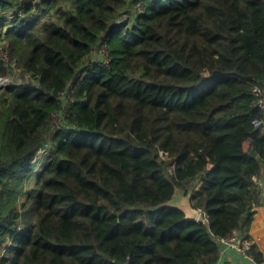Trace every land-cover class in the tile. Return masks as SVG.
Returning a JSON list of instances; mask_svg holds the SVG:
<instances>
[{
	"label": "trees",
	"instance_id": "trees-1",
	"mask_svg": "<svg viewBox=\"0 0 264 264\" xmlns=\"http://www.w3.org/2000/svg\"><path fill=\"white\" fill-rule=\"evenodd\" d=\"M41 2L0 0L35 81L0 93V264H218L220 239H251L264 0ZM178 189L199 221L163 207Z\"/></svg>",
	"mask_w": 264,
	"mask_h": 264
},
{
	"label": "built area",
	"instance_id": "built-area-1",
	"mask_svg": "<svg viewBox=\"0 0 264 264\" xmlns=\"http://www.w3.org/2000/svg\"><path fill=\"white\" fill-rule=\"evenodd\" d=\"M103 55L106 57V52L102 49ZM5 78H0V83L3 82ZM253 94L255 97V105L260 108L264 112V87L260 85H256L253 89ZM253 124L255 127L264 128V119H255ZM251 142H248V147L250 148ZM263 172H264V161H263ZM255 182L262 188H264V178L260 176L254 177ZM199 188V187H198ZM202 217V216H201ZM223 249H231L237 250L240 254L249 257V251L254 245V242L251 239H246L242 236L240 230H235L233 235L228 239H220L219 240ZM2 258V254H0V259Z\"/></svg>",
	"mask_w": 264,
	"mask_h": 264
},
{
	"label": "crops",
	"instance_id": "crops-1",
	"mask_svg": "<svg viewBox=\"0 0 264 264\" xmlns=\"http://www.w3.org/2000/svg\"><path fill=\"white\" fill-rule=\"evenodd\" d=\"M264 178V172L260 175ZM258 185V184H257ZM202 185H200L201 187ZM258 188L264 192V188L258 185ZM264 196V194H262ZM261 196V198L263 197ZM255 217L252 223L249 235L254 245H257L264 256V204L255 205ZM218 264H257L252 257H246L240 254L237 250L229 248L222 249V254Z\"/></svg>",
	"mask_w": 264,
	"mask_h": 264
},
{
	"label": "rangeland",
	"instance_id": "rangeland-1",
	"mask_svg": "<svg viewBox=\"0 0 264 264\" xmlns=\"http://www.w3.org/2000/svg\"><path fill=\"white\" fill-rule=\"evenodd\" d=\"M21 1H25V0H21ZM34 3L36 5L35 7V10L38 11V8L39 6L40 7H43V4L41 2V0H34ZM139 6V5H138ZM15 14V11L11 12L10 13V16L14 15ZM48 17H42V19L39 20L40 23H43L45 22V19H47ZM127 23V20H122L121 23ZM6 43L3 42L0 44V58L4 59L6 61V63L8 65H11L13 70L10 72V74L8 75L9 77H5V79L3 80L2 83H0V93L5 90V89H8L10 87H12L13 85L17 84V83H21L23 81H31V82H34V79L32 78L31 75H25L21 69L18 68V62L15 60H12L11 56L9 55L8 52L5 51V47H6ZM102 50L98 51L97 53L94 54V56H102L103 55V52H101ZM48 143H51V135L48 136ZM44 152L45 150H41L39 153H38V157L36 159V163H37V167H39L40 165V161L44 155ZM200 185H198L199 187ZM197 188V187H196ZM178 196H181V192H183L182 190L178 189ZM25 200V197L22 198V201ZM20 208V207H19ZM202 218V217H201Z\"/></svg>",
	"mask_w": 264,
	"mask_h": 264
},
{
	"label": "water",
	"instance_id": "water-1",
	"mask_svg": "<svg viewBox=\"0 0 264 264\" xmlns=\"http://www.w3.org/2000/svg\"><path fill=\"white\" fill-rule=\"evenodd\" d=\"M259 128H263L259 127ZM254 157H256V153L254 151L251 152ZM174 198L166 203L163 207H170L180 210L185 214V218L189 221H199L202 216V211L195 207L193 200V192H189L185 194L181 192V196L177 195Z\"/></svg>",
	"mask_w": 264,
	"mask_h": 264
}]
</instances>
